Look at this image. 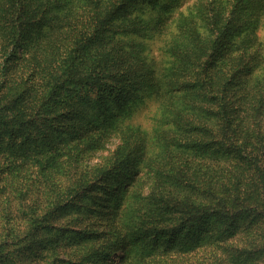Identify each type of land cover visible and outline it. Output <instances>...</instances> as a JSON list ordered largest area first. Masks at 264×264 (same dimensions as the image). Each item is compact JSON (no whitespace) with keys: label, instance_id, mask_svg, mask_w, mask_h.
Instances as JSON below:
<instances>
[{"label":"rangeland","instance_id":"obj_1","mask_svg":"<svg viewBox=\"0 0 264 264\" xmlns=\"http://www.w3.org/2000/svg\"><path fill=\"white\" fill-rule=\"evenodd\" d=\"M231 1L110 0L96 10L53 2L73 26L55 44L59 75L27 85L18 77L0 96L14 109L44 100L55 110L34 114L17 154L12 132H0V264H264V255L244 256L256 231L260 245L264 111L228 127L205 90L178 84L198 78L213 47L229 54L222 72L239 67L240 81L252 82L243 67L264 46V23L230 13ZM29 27L34 51L46 55L51 28ZM245 35L256 43L237 49ZM26 183L42 192L38 221L50 224L19 212ZM226 208L234 215L213 216Z\"/></svg>","mask_w":264,"mask_h":264},{"label":"trees","instance_id":"obj_2","mask_svg":"<svg viewBox=\"0 0 264 264\" xmlns=\"http://www.w3.org/2000/svg\"><path fill=\"white\" fill-rule=\"evenodd\" d=\"M54 1L57 0H1L0 96L9 90L11 84L13 85L14 82L18 81V77H22L24 80L23 84L27 85V79L30 78V76L40 79L41 82L43 74L48 73L51 77L59 75L57 65L53 61L54 48L57 47L55 44L57 43V40H59V36L62 34L65 27L69 30L73 26L69 23L72 16L66 14L69 10H59V7L53 3ZM86 1L94 7V10H96L95 7H106L110 0ZM73 6H76L74 2L71 4L70 10L74 9ZM53 8H56V11L50 16V21H45L43 17ZM229 11L232 14L243 12L241 14L245 15L246 13L252 16V19L255 20L254 22L264 23V0H232L229 3ZM231 18L232 17H229L227 19L226 17L225 20H222L218 25L220 27L219 29L222 30L221 28L226 26L227 21ZM35 22L39 27L48 25L54 33V35L46 37V39L52 44L49 43L47 47L41 48V52L43 49V51L46 52V55L34 51L32 35L36 29H31L29 26L35 25ZM215 24L217 25L218 22H215ZM73 30L80 32L78 28H74ZM78 35L79 34L77 33V36ZM73 36H76V34L73 33ZM243 38L244 39L238 45L237 49H249L251 46L249 43H256V40L250 36L245 35ZM258 49L259 48L255 49V53H249L247 63L243 67L245 68L244 72L247 74L248 78L252 80L250 83L240 81L239 77L241 71H239V67L238 70L233 72H222L223 69L226 70L230 66L228 65L229 62L225 59L229 54L225 52V49L222 51L224 52L223 54L216 56V48L213 47L211 49L213 55L210 58V61L207 60L200 66L198 78L185 80L183 82L180 81L178 84H181L180 86L183 88L194 89L199 87L201 90H205L208 100H212L213 107L219 110H216L214 113L216 116H220L221 123L228 127L236 125L237 122L244 124L246 121L250 120L254 113L256 118L257 113L260 114L264 111V80H258V75L261 73L260 70H264V46L259 50ZM207 52H209L208 49ZM215 56L216 58H214ZM21 65L23 67H19ZM197 67L199 69V65H197ZM217 70H219L220 73L215 74ZM23 73H26L27 76L25 77ZM52 82H55V80ZM58 82L55 85L56 87L64 84V82ZM54 87L48 88V96L53 95ZM35 90L36 89H32L28 94L30 95L31 92ZM233 97L237 100L236 107H234L232 100ZM47 108L52 110L51 112L55 111L54 108L44 100H42L37 106H28L24 107V109H14L13 103L7 97H0V132H4L5 134L10 131L12 132L8 137L10 148L13 149V154H17L15 149L20 147L21 143H26L27 138L23 131L27 130L26 126L29 127L31 123H33L34 114L37 112L43 113L48 111ZM234 139L237 141L240 140L238 137H234ZM38 141L39 138L34 136L32 137V140L27 142V144H30L29 154L34 151V148L31 147L32 144L36 145L38 144ZM30 158L37 160L35 155H31ZM3 191L4 190L0 188V192ZM38 191L39 190H35L30 183L23 185L20 191L17 192L22 206L19 209V212L22 210L25 217H30L31 215L34 216V219H32L34 221L32 222V225L36 222H38L37 225L50 224L51 221L49 218L47 220L45 218V220L38 221L42 215H38L37 213L43 204V194ZM261 195L264 196V192H262ZM52 199L53 198H50L49 196L47 198L49 201H52ZM221 202L225 206L229 205L228 200L221 199ZM65 205L66 206L60 208V210L69 207L70 203L66 202ZM55 206L59 207V203H56L52 207L49 206L48 209ZM58 207L56 210L48 212L53 213L58 211ZM11 210L12 209H10V211ZM213 212V216L222 219L234 215L231 208H226L224 210L218 209ZM262 220L263 221L260 222V226L258 227L260 228L258 231L260 235V245H256L253 241V235L257 233L256 231L249 237L250 247L249 249H246L248 255H244L246 258L250 255H255L254 258L258 255H264V215L262 216ZM32 225H30L31 228ZM3 241L4 240L0 241V250L4 248ZM9 252L10 251L3 252L1 256H7ZM12 263L17 264L15 261H12Z\"/></svg>","mask_w":264,"mask_h":264}]
</instances>
